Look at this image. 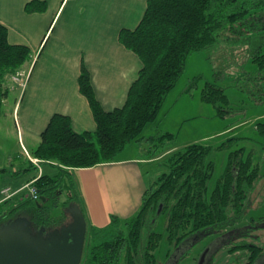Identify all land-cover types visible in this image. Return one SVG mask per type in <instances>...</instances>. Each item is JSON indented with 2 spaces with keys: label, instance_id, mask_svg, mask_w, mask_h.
Segmentation results:
<instances>
[{
  "label": "trees",
  "instance_id": "obj_1",
  "mask_svg": "<svg viewBox=\"0 0 264 264\" xmlns=\"http://www.w3.org/2000/svg\"><path fill=\"white\" fill-rule=\"evenodd\" d=\"M46 8V1L32 0L25 9L28 13H39ZM8 37L7 27L0 23V117L10 94L9 85L14 84L17 72L31 60L30 49L10 43ZM119 41L142 62L125 104L105 111L95 96L90 74L83 66L80 91L89 101L97 128L95 132L78 133L68 116L54 115L33 151V156L57 163L54 166L47 163L49 168L59 166L61 173L67 170L62 166L91 168L116 161L132 142H146L149 153L156 151L155 143L173 142L175 136L169 132L148 137L143 133L148 124L156 120L167 95L184 72L188 56L219 44L229 65L244 59L240 63L243 65L250 58L256 70L242 68L237 87L255 103L263 101L264 0H148L137 28L122 30ZM201 98L211 103L220 116L226 115L224 106L229 100L224 88L207 82ZM210 150L208 146L193 143L171 152L160 162L164 172L144 193L138 212L127 219L113 217L112 222H118L120 227H113L109 232L111 237L103 242L102 234L95 237L96 241H92L91 233L87 236L81 264H120L122 260L124 264H157L156 252L162 240L166 239L169 245L165 255L168 258L193 234L215 226L224 228L232 225L230 220L242 219L241 213L248 206L254 184L262 175L260 167L253 164L252 152L245 159L243 149L230 153L223 175L209 193L215 169L209 159ZM64 178L44 173L32 186L37 190V198L32 196L27 184L17 189L11 187L16 193L4 201L1 191L6 186L0 188V223L23 213L37 227L53 224L54 199L60 200L57 203L62 212L73 201V197L67 202L61 201L63 187L67 186ZM70 186L73 187V183L70 182L68 188ZM14 203L15 206H10ZM160 213L165 215V223L158 232L155 227ZM247 246L240 244L234 249ZM251 247L255 251L260 249L258 244Z\"/></svg>",
  "mask_w": 264,
  "mask_h": 264
},
{
  "label": "crops",
  "instance_id": "obj_2",
  "mask_svg": "<svg viewBox=\"0 0 264 264\" xmlns=\"http://www.w3.org/2000/svg\"><path fill=\"white\" fill-rule=\"evenodd\" d=\"M30 1L0 0V23L8 29L9 42L25 45L31 51V60L23 66L30 71L27 82L20 89L11 88L15 98L11 102L9 94L2 107L3 114L14 122L7 130L9 135L16 131L18 148L10 152L0 145V165L10 163L0 166V170L5 169L0 172V188H21L39 177L28 172L36 167L27 159L24 149L33 156L54 115L68 116L78 133L96 131L89 101L80 91L83 66L105 111L125 104L142 68L137 54L121 44L119 34L137 28L148 0H43L47 3L45 11L28 13L25 8ZM9 135L3 134L1 140L5 144L11 139ZM169 151L175 150L169 148L165 153ZM123 154L114 162L91 168L69 169L65 173L51 169L53 177H65L67 186L63 188L69 192L66 199L61 196V201L73 197L70 203L82 209L87 236L91 233L92 241L99 234L108 235L113 227H120L118 222H112L113 217L127 219L136 214L144 193L154 183L146 170L159 162V157L144 156L141 143L134 154ZM70 182L74 186L68 188ZM59 210L55 211L58 215L52 213L56 218L49 226L53 228L66 223L64 216L69 212L63 214L61 210L60 215Z\"/></svg>",
  "mask_w": 264,
  "mask_h": 264
},
{
  "label": "rangeland",
  "instance_id": "obj_3",
  "mask_svg": "<svg viewBox=\"0 0 264 264\" xmlns=\"http://www.w3.org/2000/svg\"><path fill=\"white\" fill-rule=\"evenodd\" d=\"M221 47L219 44V46L194 52L188 56L184 72L167 95L156 120L146 127L143 135L154 136L169 132L175 136L171 143L166 140V145L155 143L157 147L153 153L147 152L150 148L146 142H141L144 156L150 158L159 157L160 159L159 162L150 164L147 168L148 178L155 181L164 172V167L160 165V162L164 161L171 153L170 151L165 153L166 150L169 148L182 150L188 144L197 142L211 149L209 159L215 165L214 174L209 183V193L223 175L230 153L240 149L244 150V159L252 152L253 164L260 167L262 175L254 184V192L252 191L249 197L251 203L248 201L247 208L241 213V216L243 215L242 219L239 217L232 221L230 220L229 223L232 225L224 226V228L215 226L193 234L185 239L168 258H165V255L168 252L169 245H167L166 239L162 240L161 246L156 252L157 264H224L229 253L244 252V248L236 247L234 249L236 245L260 243L261 233L259 225L257 223H254V225L247 224L251 223V221L255 222L264 215V208H260L259 211L255 209L259 206L261 194L264 191V132L262 131V128H264V95H262V102L255 103L246 92L241 91L237 87L238 77L242 68L246 71H254L256 66L250 61V58L243 65L240 63L244 59L238 64H227L223 51L220 50ZM22 69V71L17 72L18 78L14 80V86L11 85L10 89L14 87L20 89L27 82V74L30 71L25 70L23 67ZM197 77L199 78L194 86L188 89L192 81ZM207 82L216 83L225 89L229 100L228 105L224 106L226 110L225 116H220L218 110L211 103L202 100L201 93ZM262 93L264 94V86ZM9 98L13 102L15 94L10 93ZM3 111H5V108H3ZM13 123L10 117L5 116L2 112L0 117V145L5 150H11L10 152H15L18 148V145H16V131L10 132L9 135L7 130L10 124ZM3 134L9 135L11 138L7 140V148H4L3 144H6L1 140ZM137 147H139L138 142L129 143L122 151V154L124 153L123 156L134 154ZM25 151L27 150L24 149V154ZM28 154L30 155L29 152ZM30 156L39 159V164L35 165L36 169H29L28 172H32L39 177L44 173H51L52 170L47 166L48 164L57 165L56 162L44 161L36 156ZM7 164H10L9 161H5L0 166H9ZM13 165H17V163H13ZM62 168L71 169L64 166ZM57 175H59L58 170ZM30 184L28 183L27 187L32 188L33 185L35 186L34 182ZM9 188L11 187L9 186ZM63 190L62 196L66 199L68 192L67 189L63 188ZM63 198L61 197V200ZM59 211L61 215V210ZM54 212L55 210L52 213ZM55 214L58 215L56 212ZM20 216L17 215L16 217ZM28 218L30 219V217ZM157 219L155 229L161 232L164 228L165 215L160 213ZM66 220L67 222L70 221L69 218ZM234 221L236 222L234 223ZM241 224L246 226H240ZM34 227L37 228V226ZM48 227L53 228V226ZM111 235L112 233L102 235V242L106 237L110 238ZM120 264H124V260Z\"/></svg>",
  "mask_w": 264,
  "mask_h": 264
},
{
  "label": "water",
  "instance_id": "obj_4",
  "mask_svg": "<svg viewBox=\"0 0 264 264\" xmlns=\"http://www.w3.org/2000/svg\"><path fill=\"white\" fill-rule=\"evenodd\" d=\"M67 211L71 222L52 231L34 228L27 216L0 223V264H81L87 220L77 204L63 208Z\"/></svg>",
  "mask_w": 264,
  "mask_h": 264
},
{
  "label": "flooded vegetation",
  "instance_id": "obj_5",
  "mask_svg": "<svg viewBox=\"0 0 264 264\" xmlns=\"http://www.w3.org/2000/svg\"><path fill=\"white\" fill-rule=\"evenodd\" d=\"M58 197H56V199H54V201L52 202V208L53 210L56 211L58 207V203H59V199H57ZM249 200V198H248ZM58 202V203H57ZM251 203V201H250ZM249 204V203H248ZM260 208H264V191L262 192L261 194V200H260V203H259V206L257 208H255L257 211H259ZM64 214V212H63ZM21 216H25V214L21 213L20 214ZM66 218H64V221L63 222H66L62 225H60L58 228L64 226V225H68L70 222H71V217L70 215L66 214V216H64ZM67 218L70 219L69 222H67ZM253 220V219H252ZM251 221V223H248L247 225H254V223H257L259 225V229H260V235H261V238L259 239L260 240V243L258 244L259 245V250L258 251H255L252 249L251 245H255L254 243L251 244H247L249 246H247L248 248H245L243 251V253H229L227 255V259L225 261L224 264H264V215L262 217H260L259 219H257L255 222ZM32 224V223H31ZM32 226L34 227L35 225L32 224ZM49 226V225H48ZM46 226V227H48ZM240 226H243L242 224ZM246 225H244L243 227H245ZM40 227V226H39ZM36 228V227H34ZM235 228L237 229V227L235 226ZM48 229L50 231L56 229V228H52V227H48ZM250 231V230H249ZM251 232V231H250ZM243 236V235H242ZM246 252V253H245Z\"/></svg>",
  "mask_w": 264,
  "mask_h": 264
},
{
  "label": "built area",
  "instance_id": "obj_6",
  "mask_svg": "<svg viewBox=\"0 0 264 264\" xmlns=\"http://www.w3.org/2000/svg\"><path fill=\"white\" fill-rule=\"evenodd\" d=\"M26 83V82H25ZM24 83V84H25ZM25 155L26 157L29 159V161L33 164V165H38L39 164V159H36V158H33L31 157L27 151H25ZM39 178V177H38ZM37 179H34L31 184H33V182H35ZM30 184V185H31ZM16 192H12L11 191V188L9 187H6V188H3L2 191H1V194L4 196V199L3 200H7L9 199L10 197H12ZM31 193H32V196L34 198H37V190L35 189V187H32L31 188Z\"/></svg>",
  "mask_w": 264,
  "mask_h": 264
}]
</instances>
